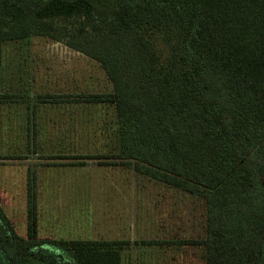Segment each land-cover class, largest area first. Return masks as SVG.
<instances>
[{"label":"trees","instance_id":"16d2710c","mask_svg":"<svg viewBox=\"0 0 264 264\" xmlns=\"http://www.w3.org/2000/svg\"><path fill=\"white\" fill-rule=\"evenodd\" d=\"M31 38L94 61L111 87L106 94L37 95L45 101L36 103L58 108L107 107L89 136L99 149L80 159L131 166L200 200L203 234L185 244L202 249L204 264H251L245 243L264 228V0H0V67L3 44ZM24 103L2 91L0 76L6 120L11 113L18 119ZM25 104L31 126L21 136L32 151L35 112L30 116ZM28 185L35 244V191ZM0 221L20 247L29 245L1 207ZM61 245L78 264H122L128 242Z\"/></svg>","mask_w":264,"mask_h":264},{"label":"rangeland","instance_id":"374dc122","mask_svg":"<svg viewBox=\"0 0 264 264\" xmlns=\"http://www.w3.org/2000/svg\"><path fill=\"white\" fill-rule=\"evenodd\" d=\"M0 76L2 91L28 102L29 115L35 112L32 151L24 150L21 136L31 126L26 104L19 105L18 119L0 112V207L20 237H28L31 183L38 240L126 241L122 264H204L202 249L185 244L203 234L200 200L149 181L131 166L80 159L99 149L89 136L94 139L96 120L107 107L36 103L45 101L38 94L109 93L94 61L63 44L31 38L2 45ZM253 235L244 249L252 252L251 264H263L264 228ZM153 239L168 244L139 245Z\"/></svg>","mask_w":264,"mask_h":264},{"label":"flooded vegetation","instance_id":"af4514ba","mask_svg":"<svg viewBox=\"0 0 264 264\" xmlns=\"http://www.w3.org/2000/svg\"><path fill=\"white\" fill-rule=\"evenodd\" d=\"M26 230L28 232V228ZM13 231L20 237L14 228ZM23 239L24 243L30 242L29 237ZM35 242L20 247L17 239H13L8 228L0 221V264H78V256L70 254V250L61 245L67 241L36 238Z\"/></svg>","mask_w":264,"mask_h":264}]
</instances>
